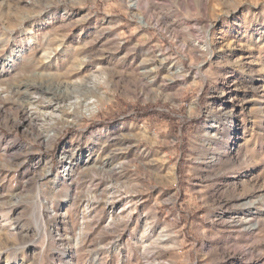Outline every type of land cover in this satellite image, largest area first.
<instances>
[{"label":"rangeland","instance_id":"obj_1","mask_svg":"<svg viewBox=\"0 0 264 264\" xmlns=\"http://www.w3.org/2000/svg\"><path fill=\"white\" fill-rule=\"evenodd\" d=\"M0 264H264V0H0Z\"/></svg>","mask_w":264,"mask_h":264},{"label":"bare ground","instance_id":"obj_2","mask_svg":"<svg viewBox=\"0 0 264 264\" xmlns=\"http://www.w3.org/2000/svg\"><path fill=\"white\" fill-rule=\"evenodd\" d=\"M26 98V97H25ZM29 99L31 100L32 99V97H29ZM55 100V99H54Z\"/></svg>","mask_w":264,"mask_h":264}]
</instances>
